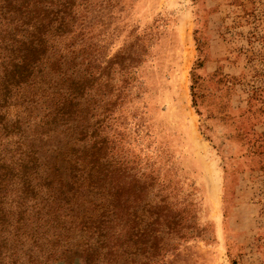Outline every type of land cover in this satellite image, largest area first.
<instances>
[{
    "label": "rangeland",
    "instance_id": "rangeland-1",
    "mask_svg": "<svg viewBox=\"0 0 264 264\" xmlns=\"http://www.w3.org/2000/svg\"><path fill=\"white\" fill-rule=\"evenodd\" d=\"M79 16L108 168L168 208L164 249L126 247L124 264H264V0H88Z\"/></svg>",
    "mask_w": 264,
    "mask_h": 264
},
{
    "label": "trees",
    "instance_id": "trees-1",
    "mask_svg": "<svg viewBox=\"0 0 264 264\" xmlns=\"http://www.w3.org/2000/svg\"><path fill=\"white\" fill-rule=\"evenodd\" d=\"M87 3L0 0V264H124L167 244L168 208L105 160L102 84L74 39Z\"/></svg>",
    "mask_w": 264,
    "mask_h": 264
}]
</instances>
